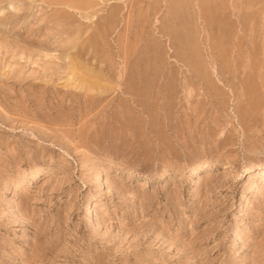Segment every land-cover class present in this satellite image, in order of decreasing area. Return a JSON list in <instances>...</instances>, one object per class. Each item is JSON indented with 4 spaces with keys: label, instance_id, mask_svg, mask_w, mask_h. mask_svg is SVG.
Instances as JSON below:
<instances>
[{
    "label": "rangeland",
    "instance_id": "rangeland-1",
    "mask_svg": "<svg viewBox=\"0 0 264 264\" xmlns=\"http://www.w3.org/2000/svg\"><path fill=\"white\" fill-rule=\"evenodd\" d=\"M0 264H264V0H0Z\"/></svg>",
    "mask_w": 264,
    "mask_h": 264
},
{
    "label": "bare ground",
    "instance_id": "bare-ground-1",
    "mask_svg": "<svg viewBox=\"0 0 264 264\" xmlns=\"http://www.w3.org/2000/svg\"><path fill=\"white\" fill-rule=\"evenodd\" d=\"M194 171H196V170L194 169ZM41 172H44V171H41ZM41 172L35 173L34 176H37V177L42 176L43 174H41Z\"/></svg>",
    "mask_w": 264,
    "mask_h": 264
}]
</instances>
